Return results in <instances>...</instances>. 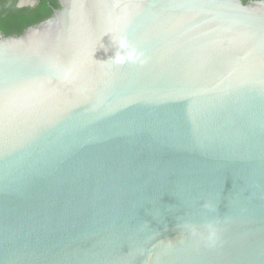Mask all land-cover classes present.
<instances>
[{"label":"water","instance_id":"water-1","mask_svg":"<svg viewBox=\"0 0 264 264\" xmlns=\"http://www.w3.org/2000/svg\"><path fill=\"white\" fill-rule=\"evenodd\" d=\"M0 34V264H264V0H58Z\"/></svg>","mask_w":264,"mask_h":264},{"label":"trees","instance_id":"trees-1","mask_svg":"<svg viewBox=\"0 0 264 264\" xmlns=\"http://www.w3.org/2000/svg\"><path fill=\"white\" fill-rule=\"evenodd\" d=\"M4 1L0 0V34L5 36L20 34L28 26L35 25L52 14L47 5L49 0H40V4L32 10H13ZM50 2L53 6L59 7L55 0Z\"/></svg>","mask_w":264,"mask_h":264},{"label":"flooded vegetation","instance_id":"flooded-vegetation-1","mask_svg":"<svg viewBox=\"0 0 264 264\" xmlns=\"http://www.w3.org/2000/svg\"><path fill=\"white\" fill-rule=\"evenodd\" d=\"M48 6L50 7V11L53 12L55 9H57L56 6H53L50 4V0L47 1ZM57 5L59 6L58 0H55ZM4 3L8 5L13 10H23V9H34L40 4V0H5Z\"/></svg>","mask_w":264,"mask_h":264}]
</instances>
